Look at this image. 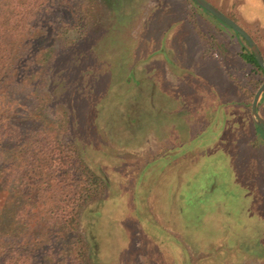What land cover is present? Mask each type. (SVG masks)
I'll return each mask as SVG.
<instances>
[{
	"label": "rangeland",
	"instance_id": "1",
	"mask_svg": "<svg viewBox=\"0 0 264 264\" xmlns=\"http://www.w3.org/2000/svg\"><path fill=\"white\" fill-rule=\"evenodd\" d=\"M84 1L80 22L78 0L50 1L18 69L38 86L5 98L105 178L79 219L89 264H264V131L251 109L264 73L244 65L246 42L193 0ZM208 1L264 46V0ZM62 237L35 264L64 261Z\"/></svg>",
	"mask_w": 264,
	"mask_h": 264
},
{
	"label": "trees",
	"instance_id": "2",
	"mask_svg": "<svg viewBox=\"0 0 264 264\" xmlns=\"http://www.w3.org/2000/svg\"><path fill=\"white\" fill-rule=\"evenodd\" d=\"M50 1L0 0V264H35L34 253L40 248L49 251L54 238L60 235L62 247H58V253L65 261L59 260L60 264L69 260L73 264H89L90 243L77 234L79 219L84 207L106 186L105 178L85 162L78 149L60 141L59 134L52 136L45 128H37L29 117H20L16 102L11 96L5 98L6 94L13 96V91H23L28 84L38 86L35 73L25 85L18 69L25 55L33 59L36 50L32 45L37 34L28 30L50 7ZM60 1L63 5L68 0ZM87 7L84 0L74 4L79 22ZM237 33L247 45L240 51L244 65L264 73L245 38ZM25 37L31 45L24 54ZM259 46L264 57V46ZM50 53L49 50L48 59ZM36 72L40 73L41 67ZM10 111L13 120L7 117ZM41 141L45 142L40 146ZM20 235L21 241L11 240ZM38 236L43 239L41 244Z\"/></svg>",
	"mask_w": 264,
	"mask_h": 264
},
{
	"label": "water",
	"instance_id": "3",
	"mask_svg": "<svg viewBox=\"0 0 264 264\" xmlns=\"http://www.w3.org/2000/svg\"><path fill=\"white\" fill-rule=\"evenodd\" d=\"M200 7L204 8L205 10H208L211 12L214 16H216L218 19L222 20L225 22L227 25L232 27L234 30L239 32L247 41L249 46L251 47L252 51L255 54V57L259 63V65L264 69V57L263 54L252 37V35L244 28L242 27L235 19L215 7L213 3H211L208 0H195ZM264 94V81L261 83V85L258 87L257 91L255 92V95L253 96V101H252V116L253 120L255 123L262 127L264 129V116L262 115L260 109H259V102H260V97Z\"/></svg>",
	"mask_w": 264,
	"mask_h": 264
},
{
	"label": "crops",
	"instance_id": "4",
	"mask_svg": "<svg viewBox=\"0 0 264 264\" xmlns=\"http://www.w3.org/2000/svg\"><path fill=\"white\" fill-rule=\"evenodd\" d=\"M168 30H169V29H168ZM191 39H192V38H191ZM192 55H193V54H192ZM200 55L205 56L206 54H204V53L201 52V53H199V56H200Z\"/></svg>",
	"mask_w": 264,
	"mask_h": 264
}]
</instances>
